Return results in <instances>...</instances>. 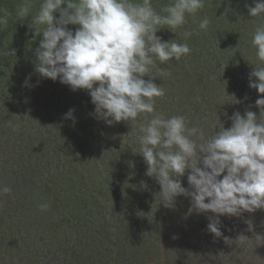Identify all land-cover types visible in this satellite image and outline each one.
I'll use <instances>...</instances> for the list:
<instances>
[{
  "label": "clouds",
  "instance_id": "clouds-1",
  "mask_svg": "<svg viewBox=\"0 0 264 264\" xmlns=\"http://www.w3.org/2000/svg\"><path fill=\"white\" fill-rule=\"evenodd\" d=\"M33 3L21 0L17 20L29 16ZM254 3L246 5L249 16L264 15V0ZM203 8L204 0H171L159 12L152 0H41L31 25L42 28L30 27L42 34L34 70L74 92L87 90L98 119L111 125L150 115L139 126L136 143L147 165L145 174L161 187L160 205L173 208L177 197H190L191 211L214 214L207 228L220 237V216L264 210V95L255 101L259 116L251 110L234 112L227 117L230 127L219 118V129L207 134L201 127H188L182 115L165 117L157 111L156 98L165 90L150 75L157 61L178 62L191 51L187 43L164 41L157 33L164 28L175 33L187 16ZM10 15L0 8V26L9 24ZM209 23L205 16L199 28L206 30ZM68 25L79 27L73 31ZM251 43L264 62V25L256 27ZM3 55L14 56L15 49ZM249 87L264 94V67H254ZM74 111L69 109L65 119L74 120ZM186 173L189 188L181 182ZM10 192L0 187V196ZM49 206L43 203L40 209ZM246 238L241 234L236 241L243 245Z\"/></svg>",
  "mask_w": 264,
  "mask_h": 264
},
{
  "label": "trees",
  "instance_id": "trees-1",
  "mask_svg": "<svg viewBox=\"0 0 264 264\" xmlns=\"http://www.w3.org/2000/svg\"><path fill=\"white\" fill-rule=\"evenodd\" d=\"M0 2L1 6L11 13L9 24L0 26V31L4 27L8 28L7 32L0 34V112L7 114V123L0 127V158L2 159L4 156L8 158L15 149L16 153L21 151L22 154H25L27 151L30 157L36 143L41 140L38 139L40 131H37V137H33L30 134L32 132L31 125H28L27 121L32 122L34 120L25 121L24 119L34 116L37 112H41L39 117L48 116L49 122L44 126L46 136H43L42 140L48 139L45 143L51 144L52 148L49 149V152L42 149L36 157L32 158L33 167L38 168L37 176L33 178L38 186L34 192H38L41 195L39 198L45 201L46 196L52 191V188H49L51 187L49 183L56 186L55 184L61 180V177L69 181L75 180L76 177L67 171L65 172L60 165L58 172L53 173L47 164H39L38 160H35L39 155L57 151L58 154L67 157V160L75 158L82 162L85 161V164H92L91 161L94 162L95 156L93 148L95 145H100L105 148L106 152L110 151V156H117L122 148L121 139L126 138L127 130L125 128L127 124L126 121H121L108 125L101 119L104 126L100 123L94 124L95 127H93L94 120L92 117L95 118L93 116L95 106L92 104L87 90L81 89L74 92L70 86L60 83L59 80L54 82L51 79L43 78L34 70L35 49L39 46L42 34L40 35V31L35 32V29L30 26L42 28V26L31 25V17L38 11L41 0H34L29 16L23 21L17 20L16 16V9L21 0H0ZM170 2L171 0H152L153 7L158 12ZM246 5L254 7V0H204V8L194 16H187L185 25L177 28L175 33L167 28L157 33L164 41L175 39L178 43H187L191 50L190 54L182 57L178 62L173 60L160 64L157 61L158 67L153 68L150 73L156 77L153 78L154 83L161 85L164 90L169 92L165 101L170 103L171 109L180 103L179 112H181L184 107L195 103V105L199 104L201 111L210 108L214 112V116L210 115L208 118H219L218 111L221 114L227 113V117H230L234 112L239 111L243 115L245 111L251 110L259 116V108L256 107L255 101L264 94H260L256 89L249 87V76L254 67H264V62L257 59L256 49L251 43L256 27L264 25V15L249 16ZM56 15L58 17L59 14ZM205 16L210 23L206 30H202L199 28V22ZM18 23L22 25L21 30L17 28ZM68 27L75 31L79 26L68 25ZM185 33L189 35H185ZM18 47L22 49L19 52ZM7 49L9 51L15 49V55L11 57L3 55ZM185 58L187 60L183 62L182 60ZM186 68L188 73H184ZM173 72H176V77L173 76ZM146 77L149 79L148 76ZM183 78H186L187 81H184ZM252 79L255 80L254 77ZM161 99L164 100L162 97ZM164 108H166V103ZM69 109L75 110L73 113L74 120L65 119V114ZM227 117L220 118V121H229ZM139 119L141 120L142 116ZM217 121L219 120L214 118L213 122L217 123ZM56 125L60 126L57 130ZM100 133L102 135H99ZM210 133L212 131L208 134ZM141 159L144 160L143 156ZM127 163H129L128 160ZM115 169L113 177L118 174L120 169L125 172L123 174L125 177L128 176V173L131 174V177L134 175L132 166L130 168L117 165ZM43 182L46 184H42ZM181 182L182 186L189 188L188 180ZM127 183L130 186V182L127 181ZM160 191L159 184L155 186V193L146 190L149 199L148 202L146 201L148 206L143 203L147 207L146 212L138 205L142 200H140L137 192L134 193L133 191L132 197L127 190L120 191V195L124 196L116 198L117 202L113 204V208L115 209L118 205L120 207L121 204L126 208L124 213L127 214L129 209L134 211L139 215V226L134 225L133 221L129 220L128 215H125L123 219L130 221L129 229L124 234L127 239L125 238L123 242H120L121 245L118 242H98L99 245L103 246L102 249L106 253L98 264H152L155 258L157 263L154 264H189L191 255L199 251L200 247L199 242L193 239V237H197L196 234H193L192 239L186 237L188 233L185 232L190 230L194 232V228L181 221L180 217L186 216L185 211L187 209L183 207L185 204L181 206L177 203H181L185 199L191 200V198L181 195L176 198L173 208H166L160 205L158 196ZM2 200L5 202V199ZM14 205L12 201L8 203V206L4 204L2 207V210L6 211L2 221L7 222L6 226L8 227L12 223L18 226L15 223L18 208H14ZM23 207L24 210L21 213L29 210L24 215L28 217L29 226L31 225L30 221L43 217L46 212H49V210H41L39 205L35 213L31 210L32 204ZM201 216L205 217L207 213H196L192 219L199 220ZM252 218V213L248 212H244L239 217H219L220 222L226 219V222L230 224L227 226V233L232 235L243 233L247 222ZM173 222L176 223L175 227H173ZM125 226L127 225L125 224ZM161 226L166 239L175 237L174 249L177 250L166 253L163 260L161 255L157 254L159 252L158 245L143 242V238L141 242H137L142 229L158 231ZM135 227H138V230ZM124 235L119 240L122 241ZM225 238L232 237L225 235ZM225 238H222L218 245L216 244V253L222 251L221 247L226 242ZM197 239L199 238L197 237ZM185 240L192 242H185ZM236 240L234 241L237 242ZM6 241L0 242V248L10 246L15 239L11 238L9 242ZM251 245H255V242ZM185 248L187 251L184 250ZM254 248L259 255L258 246ZM5 249L10 248L5 247ZM178 249H182L183 253L180 254ZM30 255H36V253L30 252ZM251 255H253L252 252L247 258L252 257L254 259ZM72 259L73 261L76 260V252L73 253ZM121 260L123 261L120 263ZM245 260L239 259L229 264H245ZM228 261L230 260L226 259L223 264H227ZM249 262L250 264H260L257 258L249 260Z\"/></svg>",
  "mask_w": 264,
  "mask_h": 264
},
{
  "label": "rangeland",
  "instance_id": "rangeland-1",
  "mask_svg": "<svg viewBox=\"0 0 264 264\" xmlns=\"http://www.w3.org/2000/svg\"><path fill=\"white\" fill-rule=\"evenodd\" d=\"M0 8H3L1 2ZM17 28L21 30L22 25L18 23ZM7 31L8 28L4 27L0 31V34ZM21 50V47H18V52ZM186 60L185 58L182 61L185 62ZM177 73L179 72L177 71ZM184 73H188L187 68L184 70ZM173 76L176 77V72H173ZM144 79L147 80V77L145 76ZM183 79L187 81L186 78ZM165 91L166 93L162 97L164 100L161 97L156 98L155 106L157 111L164 114L165 117H169L170 115L184 116L188 121V127H201L208 134L211 131H217L220 127L219 121L217 123L213 122L214 118L219 120V118L223 119L228 116V114L225 116L224 113L221 114L218 111L219 118H208L210 115L214 116V112L210 108H205L201 111L202 109L199 108V104L195 105V103L184 107L181 112H179L181 108L180 103L174 109H171L170 103L165 101L169 92ZM165 103L166 108H164ZM1 112L0 127L7 123V114H1ZM40 113L37 112L34 116L24 119L25 121L34 120L32 122L27 121L28 125H31L32 132L30 134L33 137H37V131H40L38 139L40 138L41 140L36 143L32 155L29 157L28 152L26 151L25 153L24 150L25 154H22L21 151L16 153L15 149L8 158L6 156L2 159L0 158V187L7 186L11 188L9 194L0 196V242L3 240L9 242L11 238L15 239L13 244L5 246L10 249L6 250L5 247L0 248V264H98L106 254L102 249L103 246L99 245L98 242H118L121 245L120 242L125 240L126 235L124 234L130 226L129 220L131 219L134 225L139 226V215L134 211L129 209L127 214L124 213L126 208L121 204L120 207L118 205L115 209L113 208V204L117 202L116 198L124 196L120 195V191L127 190L132 197L133 191L134 193L137 192L140 200H142L138 205L144 212L147 211V207L143 203L147 204L149 201L146 190L155 193V186L158 182L155 178L148 177L145 174L147 165L146 163H142L145 161L141 159L142 155L139 154V147L136 143V137L140 134L139 126L146 123L151 117L148 114H142L141 120L139 119L140 116L134 122H126V138L121 139L122 148L117 156H110V151L106 152L105 148L100 145H95L93 148L95 156L94 162L91 161L92 164H85V161L82 162L75 158L67 160V157L58 154L57 151H53L51 154L39 155L35 160H38L39 164H47L53 173L58 172V166L60 165L65 172L67 171L70 175L76 177L73 181L61 177V180L55 184L56 186H52L49 183L51 186L49 188H52V191L48 195L46 194V200L44 201L39 198L41 195L38 192H34L38 186L33 178L37 176L38 168L35 169L33 167L32 158L36 157L42 149L49 152L52 146L49 143H45L48 139L42 140V137L46 136L44 126L48 124L49 117H39ZM93 116H95V118L92 117L94 120L93 127H95L94 124H102L101 119H98L95 113ZM221 123L224 124L225 128L231 126L230 120H222ZM102 126L104 125L102 124ZM59 128L60 126H57L56 130ZM99 135H102V133ZM48 155L49 157L47 158ZM127 160L129 163H127ZM117 165L130 168L132 166L134 175L131 177V174L128 173V176L125 177L123 176L125 172L120 169L118 174L113 177V172L116 170L115 167ZM182 180H187V173L181 177ZM127 181L130 182V186ZM42 184H46V182ZM2 199H5V202ZM12 201L15 204L14 208H18L15 219V223L18 226L12 223L8 227L6 226L7 222L4 223L2 221L3 214L6 212L2 210V207L4 204L8 206V203ZM43 203L50 205L46 209L49 212H46L43 217L41 216L38 219L30 221L31 225L29 226L28 217L24 216L29 210L21 213L24 210L23 206L32 204L31 210L35 213L37 206ZM177 204H181V206L186 205L183 206L187 209L185 211L186 216L180 217V219L194 228V232L193 230L185 232L188 233L186 237L192 239L193 234H196L199 238L193 237L196 242H199L200 249L194 255H191L189 264H223L226 259L230 260L227 264L239 259L242 261L246 259L245 264H250L249 260L256 258L260 264H264V210H257L252 213L253 218L249 220L251 221V227L247 222L243 233L236 234L233 232L234 235L227 233V226L230 224L225 219L219 225L222 235L216 237L207 228L210 222L208 217H214L212 213L209 212L207 216H201L199 220H195L192 219V216H196V213L190 210L191 200L185 199ZM125 215H128L129 220L123 219ZM175 224L173 222V227H175ZM135 228L138 230V227ZM140 234L137 242H141L143 238V242L158 245L159 252L157 254L161 255L162 260L166 257V253L177 251L174 249L175 237L166 239L162 226L158 231L142 229ZM241 234L247 237L243 245L234 241ZM122 235L124 237L121 241L119 239ZM225 235L232 238H225ZM222 238H225L226 242L221 247L222 251L216 253L215 246L221 242ZM188 240H185V242H192ZM45 242L46 244H44ZM168 242L170 243L168 244ZM253 242H255V245H251ZM255 246L259 248V255L254 248ZM150 247L152 248L151 245ZM72 250L74 251L72 252ZM184 250L187 251L186 248ZM30 252L36 253V255L31 256ZM74 252H76L75 261L72 259ZM178 252L182 254L183 250L178 249ZM251 252L253 254L251 256L254 259L252 257L247 258ZM215 257L217 258L216 260ZM155 262L157 263L156 258L152 264Z\"/></svg>",
  "mask_w": 264,
  "mask_h": 264
}]
</instances>
